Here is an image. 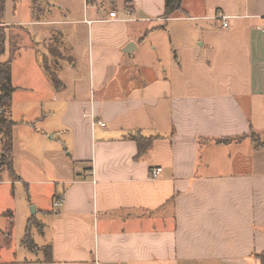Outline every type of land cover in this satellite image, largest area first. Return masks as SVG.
<instances>
[{
  "label": "crops",
  "instance_id": "1",
  "mask_svg": "<svg viewBox=\"0 0 264 264\" xmlns=\"http://www.w3.org/2000/svg\"><path fill=\"white\" fill-rule=\"evenodd\" d=\"M165 10L166 0H0L16 122L4 164L16 173L26 124L50 140L55 177L15 175L54 184L52 207L36 202L41 240L30 249L25 235L22 256L0 231V264L262 263L264 0ZM19 101L34 114L13 119Z\"/></svg>",
  "mask_w": 264,
  "mask_h": 264
},
{
  "label": "rangeland",
  "instance_id": "2",
  "mask_svg": "<svg viewBox=\"0 0 264 264\" xmlns=\"http://www.w3.org/2000/svg\"><path fill=\"white\" fill-rule=\"evenodd\" d=\"M83 6L84 2L81 1L79 6L80 11L83 10ZM105 7L107 8L108 5ZM15 104L16 106L12 116L13 119L17 116L20 119L21 114L27 115V118L34 114V110L31 111L33 106L30 105V103L24 104L19 101V103L15 102ZM34 124L36 123L34 122ZM39 126L40 124L37 127ZM21 127L22 142L21 146L19 145L20 147L18 146L17 148V159L15 160L16 164L14 166L16 173H12L10 169L0 160V231L2 235H12L13 241L11 248L17 251L18 256L23 255L24 251H22L23 247L21 245V241L25 238L28 226L27 221L31 217L33 223H35L31 230V236L34 240L40 242L41 237L38 236L36 232L38 224V221L36 220L38 218L41 219V213L39 211H35L36 202L39 204L50 205V200H52V198H49L50 191L48 190L50 186H55L54 184L41 185L35 182H29L27 185L21 180H16V174L25 181L36 180L44 177L51 180L55 178L53 167L51 166L52 162H50V154H43L42 150L43 147H49L46 146V144H49L50 140L45 138L46 134L42 140L34 139L30 135V133L34 132L28 127V125L23 124ZM2 142L3 137L0 134V159L3 153ZM44 142L48 143L44 144ZM0 242L3 243L1 238Z\"/></svg>",
  "mask_w": 264,
  "mask_h": 264
},
{
  "label": "trees",
  "instance_id": "3",
  "mask_svg": "<svg viewBox=\"0 0 264 264\" xmlns=\"http://www.w3.org/2000/svg\"><path fill=\"white\" fill-rule=\"evenodd\" d=\"M182 0H166V14L168 16L172 15L175 11L181 8ZM14 91V86L12 84L11 75V61L6 63H0V134L3 137V153H2V163H6L10 169H12L13 163V127L15 121L11 119V109H12V94ZM139 144L145 141L143 138H137ZM264 146V144H262ZM25 244L31 249L36 247L33 237L30 234L29 228L26 232V238L24 240ZM258 258L261 259L264 264V252L258 254Z\"/></svg>",
  "mask_w": 264,
  "mask_h": 264
},
{
  "label": "built area",
  "instance_id": "4",
  "mask_svg": "<svg viewBox=\"0 0 264 264\" xmlns=\"http://www.w3.org/2000/svg\"><path fill=\"white\" fill-rule=\"evenodd\" d=\"M117 15V12L116 11H113V12H110V17L113 18V17H116ZM217 18L219 19H222V23L224 24L225 27H228L229 24L227 23V17L222 15V14H219L217 16ZM99 124L101 125H104L105 123L104 122H99ZM161 171H162V168L158 167V168H153L151 170V174L153 175V177H157L161 174ZM64 199L62 197H59L58 199H56V201L54 202V205L55 206H58L60 207V205H62Z\"/></svg>",
  "mask_w": 264,
  "mask_h": 264
},
{
  "label": "water",
  "instance_id": "5",
  "mask_svg": "<svg viewBox=\"0 0 264 264\" xmlns=\"http://www.w3.org/2000/svg\"><path fill=\"white\" fill-rule=\"evenodd\" d=\"M128 50V49H127Z\"/></svg>",
  "mask_w": 264,
  "mask_h": 264
}]
</instances>
